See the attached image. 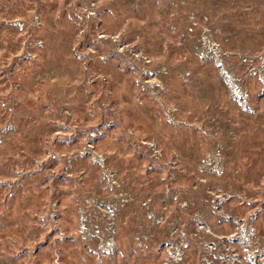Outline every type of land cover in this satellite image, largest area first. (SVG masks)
I'll return each instance as SVG.
<instances>
[{
    "label": "rangeland",
    "instance_id": "rangeland-1",
    "mask_svg": "<svg viewBox=\"0 0 264 264\" xmlns=\"http://www.w3.org/2000/svg\"><path fill=\"white\" fill-rule=\"evenodd\" d=\"M262 251L264 0H0V264Z\"/></svg>",
    "mask_w": 264,
    "mask_h": 264
},
{
    "label": "built area",
    "instance_id": "built-area-1",
    "mask_svg": "<svg viewBox=\"0 0 264 264\" xmlns=\"http://www.w3.org/2000/svg\"><path fill=\"white\" fill-rule=\"evenodd\" d=\"M81 232L83 234L82 235L83 243L87 247L90 246L89 240H91V238H98L100 240V244H99L97 250L96 249L94 250L93 254L97 255L98 257H105V256H108L112 253V251L115 247V243H114L113 239L112 238H109L106 240L102 239L100 236V230L98 228L95 227L92 230H88L87 225L84 222H82L81 223ZM262 252H264V251H262ZM260 254H263V253H260Z\"/></svg>",
    "mask_w": 264,
    "mask_h": 264
}]
</instances>
